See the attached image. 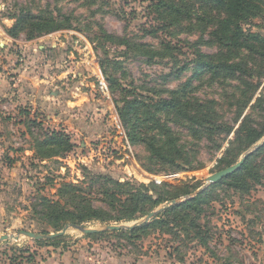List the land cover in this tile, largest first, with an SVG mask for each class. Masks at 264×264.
Here are the masks:
<instances>
[{"label":"rangeland","instance_id":"1","mask_svg":"<svg viewBox=\"0 0 264 264\" xmlns=\"http://www.w3.org/2000/svg\"><path fill=\"white\" fill-rule=\"evenodd\" d=\"M27 10L69 27L12 37ZM242 123L264 124V5L251 18L210 0H0V264H264V153L249 190L203 198L201 238L185 232L192 210L179 238L166 225L140 239L105 230L196 198L228 161L261 149L264 135L250 146L237 136ZM53 131L73 149L42 159L38 142ZM99 176L154 184L171 199L135 221L55 230L42 219L44 198L64 203L63 184L115 214ZM65 229L54 243L24 235Z\"/></svg>","mask_w":264,"mask_h":264},{"label":"trees","instance_id":"2","mask_svg":"<svg viewBox=\"0 0 264 264\" xmlns=\"http://www.w3.org/2000/svg\"><path fill=\"white\" fill-rule=\"evenodd\" d=\"M210 1L224 5L227 11L233 15L237 14L251 18L258 15V13L262 11V7L264 5V0ZM66 23V21L62 20L57 21V19L52 15H50V17H46L42 15H36L27 10L26 13H23L18 17V23L13 28L11 34L12 37L15 38L20 32L31 28L33 31L30 33V38H36L39 35L49 34L63 29L64 27H69V25L66 26ZM236 33L239 35V37H244V32L241 30L239 25H236ZM248 38H252L254 41L260 40L259 35H251ZM237 41L238 39L235 37L234 39H231V44L236 45ZM241 127L242 131L239 132L237 136L243 134V132L246 133L247 136L244 138V141L245 144H249L248 146L254 144L264 135V124L260 130L247 127L244 123H242ZM135 128L136 127L134 126V130H132L130 133H134ZM37 147L38 153L42 159H50L53 157H59L63 153L70 152L73 149V144L69 137L63 134V132L53 131L47 136V139L44 143L38 142ZM262 153H264V146L258 151L248 155L235 172L225 176V178H222L216 184L208 188L210 190H204L196 198L170 207L148 223H142L141 225L124 232L115 231L111 233L129 234L135 239H140L141 237L149 236L154 230L163 229L164 225H166L170 229L168 233L173 235L175 238H179V230L176 229L182 226L186 216L185 211L192 210V212L195 211L193 221L196 222V224H189L188 229L190 228L191 231L186 229L185 232L188 235L190 232H195V236L201 238L200 232L202 230V226L198 223V218L203 211L202 205L205 204L207 195L216 187H226L231 190L239 191L249 190L250 184L259 180L260 170L255 166V160ZM225 161L226 159H222L220 162L221 165L224 164ZM237 163L238 160L231 162L228 161L222 169L230 168L235 166ZM99 177L104 181L102 188H104L103 185H108L105 186L106 188L104 189L105 193H107V196L110 199V202H108L110 208L116 209L114 211L115 214H111L94 207L93 204H91V200H89L88 196L82 194V187L74 186L73 184H63L62 188L59 190V194L63 198L62 200L64 203L50 202L47 198H44L45 204L43 212L46 213L42 216V219L55 230H59L66 224H72L76 226L96 220L104 223L135 221L143 216H146L155 208L171 199L166 195V193H168L167 191L163 193L154 184L147 186L145 184L136 185L131 182L120 183L110 177ZM165 187H168V185ZM197 188L198 186L193 187L192 190H189L190 188L186 187L187 190L183 191V193L180 195H173V198L189 195ZM203 198L204 204L202 201ZM99 234L100 233H94L88 236H96ZM55 241L56 240H52L47 243H54ZM36 242L39 244L46 243L45 240Z\"/></svg>","mask_w":264,"mask_h":264},{"label":"water","instance_id":"3","mask_svg":"<svg viewBox=\"0 0 264 264\" xmlns=\"http://www.w3.org/2000/svg\"><path fill=\"white\" fill-rule=\"evenodd\" d=\"M263 144H264V142H262L261 144L255 146L254 149H258V148H259L261 145H263ZM246 157H247V156H244V157L242 158V160H240V161H239L234 167H230L229 169H227V170H225V171H223V172H221V173H219V174H216V175L211 179V181L216 182V181H218L219 179H221V178H223V177H225V176H227V175L232 174L233 172H235V171L241 166V164L243 163V161L245 160ZM171 204L174 205V204H176V202L174 201V202H172ZM155 216H156V213H154V212L150 213V214L147 216L145 222L148 223V222H149L151 219H153ZM76 228L82 230V232H83L84 234H87V235H88V234H94V233L100 232V231H98V230L83 229V228H81V227H76ZM123 229H126V227H124V226H108L105 230H106V231H107V230H110V231H121V230H123ZM65 231H66V229L63 230V231H61V232H58V233H55V234L52 233V234H48V235H41V234H36V233H32V232H25L24 235H26L28 238H32V239H34V240H36V241H41V240H53V239H55V238H58V237H61L62 235H64ZM4 239H7V237H2V238L0 239V241H1V240H4Z\"/></svg>","mask_w":264,"mask_h":264},{"label":"built area","instance_id":"4","mask_svg":"<svg viewBox=\"0 0 264 264\" xmlns=\"http://www.w3.org/2000/svg\"><path fill=\"white\" fill-rule=\"evenodd\" d=\"M101 88H102V90H105V88H106V85H105V83H104V82H102V83H101Z\"/></svg>","mask_w":264,"mask_h":264}]
</instances>
